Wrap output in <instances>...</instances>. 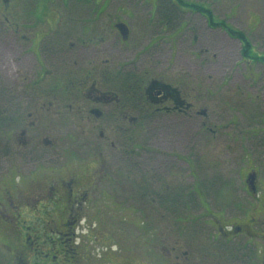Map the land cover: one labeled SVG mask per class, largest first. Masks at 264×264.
<instances>
[{
    "label": "flooded vegetation",
    "instance_id": "obj_1",
    "mask_svg": "<svg viewBox=\"0 0 264 264\" xmlns=\"http://www.w3.org/2000/svg\"><path fill=\"white\" fill-rule=\"evenodd\" d=\"M107 9L82 26L87 38L74 35L79 20L73 9L69 17L54 9L55 20H43L42 29L26 40L34 71L20 83L0 85V253L5 264H101L105 255L115 257L107 264H264V204L259 212H252V204L242 215L213 217L201 183H188L203 164L197 165L193 157L201 153L182 130L204 119L201 129L209 131L205 98L184 77L169 82L137 67L157 36L134 52L135 60L126 59L132 26L112 15L97 20ZM159 10L157 4L158 15ZM2 15L1 22L17 34L12 13ZM121 23L129 27L125 40L117 28ZM166 128L170 132L163 133ZM206 136L196 142L203 151ZM249 159L240 169L241 184L246 196L260 198L261 169L255 157ZM194 199L204 209L205 226L214 229L212 239L201 232L193 239L179 227L180 237L168 234L145 245L138 236L127 243V229L116 227L128 216L143 218L145 203L154 204L147 209L150 214L190 222Z\"/></svg>",
    "mask_w": 264,
    "mask_h": 264
},
{
    "label": "rangeland",
    "instance_id": "obj_2",
    "mask_svg": "<svg viewBox=\"0 0 264 264\" xmlns=\"http://www.w3.org/2000/svg\"><path fill=\"white\" fill-rule=\"evenodd\" d=\"M12 1L0 0L1 86L20 83L32 70L34 71L35 62L27 56L26 47L29 43L26 40L27 37L32 38L34 32L42 29L43 20L48 18L55 20L54 9L60 10L67 17L72 16L70 10L73 9L74 17L80 21H78V29L74 30V35L80 32L81 37L87 38L82 26H87L89 20L93 19L94 13H102L108 5L107 13L102 14L97 20L110 19L108 15H112L117 21H127L132 26V38L127 45L129 51L126 59L135 60L134 52L142 49L151 37L155 39L157 36L158 43L149 49V55H144L137 67L150 69L151 75L169 82L184 77L196 89L199 96L205 98L203 100L208 108L209 131L203 132L201 125L204 119H199L193 122L186 132L182 130V135H191L194 148L201 153V157L197 154L193 158L197 165L203 164L202 169L199 168L197 177L189 179L188 183L191 186L194 185V181L201 183L209 205L213 209L208 210L207 213L213 217L218 213H223L227 217L242 215L252 204V212L261 210L260 206L264 204V63L242 62L241 44L237 39L231 38L221 28H211L203 15L193 13L189 8H186L185 12L180 11L175 14V17L167 18L170 22L167 21V28H163L160 22L162 19L155 12L157 4L161 9L159 0H92L90 4L87 3L88 0ZM184 1L202 4L212 9L216 20L227 22L245 32L253 44V51L264 56V0ZM9 2L12 6L6 7ZM2 13H5L6 17L12 13L19 24L17 34L13 32L14 28L9 30L7 24L1 22L5 20ZM31 18L34 24L25 27ZM43 26L45 30H49V25ZM181 26L186 28L180 30ZM140 37H142L141 42L138 41ZM119 47L123 51L126 50L124 46ZM29 63L31 64L28 66ZM213 129H217L218 134H215ZM174 131L179 132V128ZM162 132L168 133L170 130L166 128ZM201 135H207L204 138L207 140L204 151V146L201 144L199 148L196 146ZM211 135L224 136L217 140ZM225 135H235L237 139L233 140ZM242 135L246 136L245 139H241ZM250 135H261V137L253 140ZM146 141L152 140L144 139L143 142ZM222 145L225 147L224 150L221 148ZM250 155L255 157L261 169L260 198L246 196L241 184L245 175L240 169L250 164ZM151 206L154 207V204L145 203V216L141 219L128 216L122 222L118 221L116 227L122 226L128 231L127 243L138 236L145 245L150 239H153V243L156 241L159 243V238L168 234L172 238L180 237L176 232L179 227L186 228L188 236L193 239L197 235L200 236V232L213 238L214 229L205 226L206 217H203L202 213L204 209L198 200L194 199L192 202L190 213L192 221L182 224L176 219H162L148 213L147 209ZM261 219L264 220V217ZM203 227L209 228L210 234H207ZM139 228L145 231L144 235L139 234L142 232L138 230ZM152 232L155 233L152 234L153 237L150 236ZM218 241L219 239H216L214 243ZM243 243V240L238 242L240 246ZM248 246L247 244V249ZM99 248V252L96 253L101 254L103 252L101 247L97 246L95 251ZM247 249L243 248L244 251ZM0 255V264H5L3 254ZM112 259L115 257L105 255L100 263L107 264ZM234 264H244V261H236Z\"/></svg>",
    "mask_w": 264,
    "mask_h": 264
},
{
    "label": "trees",
    "instance_id": "obj_3",
    "mask_svg": "<svg viewBox=\"0 0 264 264\" xmlns=\"http://www.w3.org/2000/svg\"><path fill=\"white\" fill-rule=\"evenodd\" d=\"M159 1L161 5L159 16L162 21L167 22L169 21L167 18L175 17V14H178L181 11V7L189 8L192 12L202 14L211 28H221L231 38L237 39L240 42L242 62L247 64H250V62L264 63V56L258 55L253 51V44L250 38L245 34V32L239 30L238 28H235L227 22L216 20L212 9L206 8L202 4L188 3L184 0Z\"/></svg>",
    "mask_w": 264,
    "mask_h": 264
},
{
    "label": "water",
    "instance_id": "obj_4",
    "mask_svg": "<svg viewBox=\"0 0 264 264\" xmlns=\"http://www.w3.org/2000/svg\"><path fill=\"white\" fill-rule=\"evenodd\" d=\"M117 28L119 29V31H120L123 39L124 40L127 39L128 33H129V27H128V25L125 24V23H121V24H118L117 25Z\"/></svg>",
    "mask_w": 264,
    "mask_h": 264
}]
</instances>
